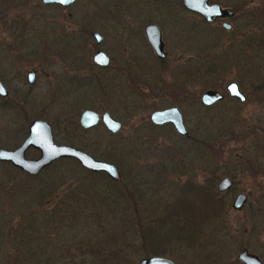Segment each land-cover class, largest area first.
I'll return each mask as SVG.
<instances>
[{
	"label": "rangeland",
	"instance_id": "rangeland-1",
	"mask_svg": "<svg viewBox=\"0 0 264 264\" xmlns=\"http://www.w3.org/2000/svg\"><path fill=\"white\" fill-rule=\"evenodd\" d=\"M164 1L76 0L62 9L39 0H0V77L11 99L24 107L29 120H47L55 142L109 161L120 174L117 182H106L57 162L29 177L0 164V264H135L144 257L139 255V223L151 227L147 240L154 249L147 256L177 264H240L235 257L245 247L264 261V16L240 14L229 31L214 22L181 37H196L199 68L178 104L188 132L182 138L168 124L149 125L147 108L173 102L168 83L183 70L175 65L164 73L147 56L135 61L124 41V26L129 19L137 22L134 11L142 9L145 22H159L168 39L179 42L176 35L191 28L190 19L176 1ZM17 17L24 23L13 27ZM12 18L8 27L5 22ZM64 26L74 30V38L82 28L102 34L100 47L108 50L111 64L100 69L90 63L96 48L91 38L65 40ZM68 41L73 44L66 46ZM180 46L175 55L189 53L183 41ZM213 51L219 64L211 72L205 62ZM29 69L36 72L31 86L24 81ZM221 80L236 82L245 101L225 96L201 106L200 93ZM217 88L223 91V85ZM83 108L107 110L123 126L113 136L101 126L80 135L72 123ZM8 115L0 107V138L7 148L17 145L26 130L22 118L15 136ZM247 162L256 175H249ZM65 170L67 183L62 182ZM225 174L234 185L226 194L217 192L228 202L223 212L213 219L196 216L208 210H191L189 201L196 200L182 188L193 183L214 191ZM237 192L247 195L240 211L229 206ZM177 221L187 224V235L180 238L172 225Z\"/></svg>",
	"mask_w": 264,
	"mask_h": 264
},
{
	"label": "flooded vegetation",
	"instance_id": "flooded-vegetation-1",
	"mask_svg": "<svg viewBox=\"0 0 264 264\" xmlns=\"http://www.w3.org/2000/svg\"><path fill=\"white\" fill-rule=\"evenodd\" d=\"M40 1V0H39ZM76 1V0H75ZM75 1H73L70 5H68V6H65V7H62V6H60V5H58V4H53V3H51V4H43L41 1H40V3L42 4V5H44V6H53V7H57V8H62V9H65V8H68L69 6H71ZM174 1H176V4L180 7V9H179V11H180V13L181 12H184V13H187L188 14V17H189V19H190V24H191V28L189 29V30H187V31H183V33L182 34H180V35H176V37L179 39V42L177 43H175L174 41H175V37H172V38H174V39H172V41L171 40H169L168 39V33H167V36H166V33H165V31H164V29L161 27V25L159 24V22H158V24L157 23H155V22H151V21H144L145 19H144V17L141 15V12H138V11H141L142 9H137V10H135L134 11V13H136V19L138 20L137 22L135 21V23H133L134 21L132 20L131 21V19H129V21H127V26H124V28H125V31H126V39L124 40L126 43H127V45L129 46V49H130V56H131V58H133L135 61L136 60H144V57L145 56H147L148 58H151V60L154 62V63H157L159 66H161L163 69H162V71L165 73L166 71H169L171 68L170 67H172V66H177L178 68H179V70H177V71H179V72H181V70H183L182 71V75H178V78H176L173 82H169L168 83V86L170 87L169 88V98H171V101H173L170 105H168V106H166V107H163V108H158V107H156V106H148V108H147V110H148V115H147V119H148V122H149V125H151V126H154V127H162V126H164V125H166V124H168V125H170L171 126V128L174 130V132H175V134L178 136V137H182V138H186L187 136H188V132H187V129H186V127H185V124H184V120H183V116H182V114H181V111H180V109H179V107H178V104L180 103V101H181V99H182V97L183 96H188V94H187V91H186V89H187V82H188V79H191L190 81H189V83L191 82V85H193L194 84V81H195V79H194V77L195 76H197V72H198V66H197V59H198V42H197V40H196V37L195 36H190V38H183V39H181V37H184V36H187V34H189L191 31H193V30H196L197 29V26L199 25L200 27H202L203 25H209V24H212V23H214V22H219L220 23V27L222 28V29H224L225 31H229L230 29H231V20L233 19V18H235L237 15H244V16H247V15H251V16H253V15H260V16H264V0H225V4H222V3H220L218 0H207V4H209V5H212V4H215V5H218L220 8H225V10H227L228 12L225 14V17H215V18H213V19H210V20H207V19H205L200 13H198L197 11H195V10H191V9H188V8H186L184 5H183V3H182V0H174ZM154 2L155 3H158V4H160V3H166L164 0H154ZM37 5V4H36ZM35 7V6H34ZM140 16V17H139ZM179 16H182L181 14L179 15ZM16 17V16H15ZM134 18V15H132L131 16V18ZM13 20H14V18H12V19H9L8 21H6L5 22V24H9L8 25V27L10 26V24L12 23L13 24ZM5 21V20H4ZM24 20L22 19V18H19L18 19V17L14 20V23L16 22V25H14L13 24V27H18V24H17V22L19 23V24H22V23H24L23 22ZM139 21H143V23H140L139 24ZM119 22H121V20L119 19ZM198 23V24H197ZM155 25L156 26V28H157V30H158V33H159V40H160V49H161V53H160V55L159 54H157L156 52H155V50H154V48L152 47V45L150 44V42H149V40H148V38H147V35H146V33H145V30H144V28H145V26L146 25ZM224 24H225V26H224ZM12 26V25H11ZM119 26H122V25H116L115 26V28L117 27H119ZM114 28V29H115ZM61 30V29H60ZM64 31H65V33L63 34V37H64V39L66 40L69 36H71V37H73V40H77V41H79V36L81 35L82 36V38H83V41L85 40V35L87 34L88 36H89V38H91V40H92V43L94 44V48H95V50L93 51V53L91 54V62L90 63H92L94 66H96V67H98V68H100V69H106L110 64H111V59H110V55H109V53H108V50H106V49H101V47H100V45H101V43L103 42V35L102 34H100L97 30H85L84 28H82V29H80L79 31H78V33H79V35L78 34H76V38H74L75 37V33H74V30H69V32H71V35H69L68 33V31H66L65 30V26H64ZM93 32H95V33H97V36L99 37V39L98 40H96V36H94L93 35ZM179 32H182V31H179ZM194 32V31H193ZM77 33V32H76ZM125 33V32H124ZM185 40V41H184ZM182 41H183V43H184V45H185V47H184V49L185 50H189V53H187V54H183V53H178L177 55H175L176 54V51H179L178 49H177V47H181L180 45H181V43H182ZM66 42V41H65ZM73 41H68L67 43H66V46L69 44V45H72L73 43H72ZM226 47V46H225ZM68 48V47H67ZM75 48V47H74ZM177 49V50H176ZM97 51H101V52H103L106 56H107V58H108V61H107V63L105 64V65H102V64H97V63H95L94 61H93V59H92V57H93V55L97 52ZM82 54H83V51L81 50L80 51V53H79V57H81V59H84L83 58V56H82ZM146 54V55H145ZM214 54V51L213 52H211L208 56H209V58H208V60H206V64L208 65V70L209 71H213V70H215V68H217V65L219 64L217 61H216V56L215 55H213ZM225 55H226V52H225ZM226 57V56H225ZM215 61H216V64H215ZM177 74H179L178 72H177ZM179 76H183V78L181 79ZM188 76H191L190 78L188 77ZM17 77V79H20V76H16ZM35 79H36V72H35V70L34 69H29V70H26V72H25V75H24V81H25V83L28 85V86H31V85H33L34 84V82H35ZM180 80H183L184 81V83L183 84H181V81ZM234 83L235 84V86L237 87V89H238V86H237V83L236 82H234V81H232V80H230V81H227L226 83H222V80H221V82H218L217 84H216V88H207V89H212V90H216V91H218L219 92V94H220V97L219 98H217L215 101H212L211 103H209V104H203L201 101H200V97H201V94L203 93V91L200 93V95H199V103H200V105L201 106H203V107H209V106H212L213 104H216V103H219L220 101H222L224 98H225V96L226 97H228L229 99H232V100H236V101H239V102H244L245 101V99H246V96L239 90V92H241V94L243 95V99H239V98H237L236 96H231V95H229V93H228V91H227V89H226V85L228 84V83ZM0 84H1V86L4 88V90H5V94L4 95H0V107L2 108V110H4L5 112H6V114H9L8 115V117H6V118H8L9 120H12V122H13V124H14V127L17 129H15V136H17L16 135V132L17 131H19V128H20V122H21V119L23 118V120H24V122H26V130H25V134H24V136H23V139L25 138V136H26V134H27V127H28V125H29V123L32 121V120H34V119H38V120H43V121H45V122H47V124L49 125V134L51 135V139H52V141L54 142V143H56V144H62V143H57V142H55L54 140H53V138H55L56 136L54 135V134H52V132H51V127H50V123L47 121V120H45V119H42V118H32V119H28V117H26V110L24 109V107L20 104V103H18L16 100H13V99H11V97H10V94H9V91H10V89H9V87H8V85H7V83H6V81L5 80H3V78L2 77H0ZM167 84H166V81H163L162 80V87H160V88H163V89H165V86H166ZM223 85V91H221L220 89H218L217 87H221ZM182 86H184L185 87V91L184 92H182ZM174 87H175V89H174ZM149 88H151V87H149ZM207 89H205V90H207ZM204 90V91H205ZM149 91H154V89L153 90H149ZM175 91V92H174ZM158 94H160V93H158ZM149 96V95H148ZM147 96V97H148ZM166 96V95H165ZM196 96V95H195ZM159 97V96H158ZM150 98V97H149ZM152 98V97H151ZM195 99V98H194ZM196 103L197 102H195V104L194 105H196ZM72 105V104H71ZM172 106H175V107H177V109H178V111H179V115H180V118H181V122H182V124H183V126H184V128H185V130H186V132L185 133H179V132H177L176 130H175V128H174V126L172 125V123H170V122H163V123H155V122H153L151 119H150V113L152 112V111H160V110H163V109H166V108H170V107H172ZM85 109H89V110H91V111H93V112H95V113H97V114H101L102 112H107V113H109L107 110H101V109H99V108H83L82 110H80L79 112H78V116H77V121L75 120V118H74V120H73V123H72V126H73V128L76 130V131H78V133H80V135H83V134H85L88 130H91V129H93V128H96L97 126H101L103 129H104V131L106 132V133H108L110 136H113V135H115V134H117L118 132H119V130L122 128V122L119 120V119H117V118H115V117H113L110 113H109V115L111 116V117H113L114 119H116V120H118L120 123H121V127H120V129L119 130H117L116 132H111V131H109L108 129H106V127L103 125V123L99 120V121H97L94 125H91V126H89V127H82L80 124H79V121H78V119H79V116H80V113H81V111H83V110H85ZM21 113V115L22 116H19V114ZM3 116H4V113L2 114ZM5 118V117H4ZM20 133V132H19ZM4 137V136H3ZM8 138H10V136H7ZM19 137V136H18ZM23 139L17 144V145H15V146H13V147H5V145L3 144L4 142V139H1L0 138V149H3V150H13V149H15L16 147H18L20 144H21V142L23 141ZM67 139H69V138H67ZM66 139V140H67ZM5 142H8V141H5ZM71 144H73L72 142H70ZM63 145H68V144H63ZM4 146V147H3ZM69 146H71V145H69ZM74 147V146H73ZM80 150H82V149H80ZM83 151V150H82ZM27 153L28 154H30V156H27ZM86 153V152H85ZM38 156V150L37 149H35V148H33V147H28V148H26L25 149V151H24V157L25 158H27V159H33V158H36ZM92 157V156H91ZM64 158V157H63ZM94 158V157H93ZM57 159H62V158H57ZM57 159H55V160H57ZM96 159H99V158H96ZM55 160H53L52 162H54ZM102 160V159H101ZM52 162H50L47 166H45V167H43L37 174H34V175H30V174H27L26 172H24L23 170H21V169H19V168H17V167H15V166H13L10 162H8V161H4V160H0V164H3V165H5V166H8V167H10V169H9V172H11V171H18V172H21V173H23V174H25L26 176H29V177H32V176H36V175H38L39 173H41L43 170H45V169H47V167L52 163ZM109 162V161H108ZM111 163V162H110ZM113 164V163H112ZM114 165V164H113ZM115 166V165H114ZM246 166L248 167L247 169H249L250 170V172H249V175L250 176H253V175H256V173H254V170H253V168L254 167H252V166H254V165H250L249 164V162H247V164H246ZM116 167V166H115ZM85 169V168H84ZM117 169V168H116ZM254 169H256V168H254ZM87 170V169H86ZM8 171V170H7ZM87 171H89V172H92V171H90V170H87ZM117 171H118V169H117ZM66 170L64 171V173H65V175H62L64 178L62 179V182L64 181V180H66L67 178H68V175H66ZM92 173H97V172H92ZM100 173H103V172H100ZM118 173H119V171H118ZM257 173H259V172H257ZM106 175V174H105ZM107 176V175H106ZM226 178H228L229 179V181H230V185L227 187V188H225V191H222V192H225V194L227 193V192H230L232 189H233V185H234V181H233V179L231 178V176L230 175H227V174H225L224 175ZM119 177H120V174H119V176L116 178V179H112V178H110V179H112L113 181H117L118 179H119ZM221 177H223V176H221ZM220 177V178H221ZM220 178H218V180L220 179ZM217 180V181H218ZM217 181H216V183H217ZM63 183H67L66 181L65 182H63ZM216 183H215V185H216ZM188 185H189V183H187ZM186 184V185H187ZM213 184V183H212ZM65 186H68V185H65ZM52 189V186L51 187H49V189ZM67 188L68 187H64L63 188V191L65 192L66 190H67ZM185 190H189V189H185ZM216 190V189H215ZM49 192H52L51 190L49 191ZM216 192H218L217 190H216ZM45 194H47V193H45ZM237 194H244L245 195V199H244V201L242 202V204H241V206L239 207V209H234L233 207H232V203H233V201H234V199H235V197H236V195ZM53 199H54V194H53ZM226 202H225V205H226V203H228L227 202V200H225ZM246 201H247V195L245 194V193H243V192H237L236 194H234V196H233V198H232V200H231V202H230V208L232 209V210H234V211H240L242 208H243V206L245 205V203H246ZM243 249H245L248 253H250V254H253L255 257H257V259H259V261L261 262V264H264V261L263 260H261V258L256 254V253H253V252H251V251H249L247 248H245V247H242L238 252H237V254H236V257H235V259H236V261L238 262V263H240V264H244L241 260H239L238 258H237V255H238V253L240 252V251H242Z\"/></svg>",
	"mask_w": 264,
	"mask_h": 264
},
{
	"label": "water",
	"instance_id": "water-1",
	"mask_svg": "<svg viewBox=\"0 0 264 264\" xmlns=\"http://www.w3.org/2000/svg\"><path fill=\"white\" fill-rule=\"evenodd\" d=\"M40 1L43 4L53 3L65 7L70 5L75 0H63V2L62 0ZM182 3L186 8L197 11L207 20L220 16L225 17V14L228 12L227 10H225V8H220L218 5L207 4V0H182ZM144 30L155 52L160 55L161 47L159 33L156 26L151 24L146 25ZM93 35L96 36V40L99 39L97 33L93 32ZM92 59L95 63L102 65H105L108 61L107 56L101 51H97L93 55ZM233 86L235 87V92L233 91ZM226 89L229 95L236 96L239 99H243V95L241 94V92H239L234 83H228L226 85ZM4 94L5 90L0 84V95ZM219 97L220 94L218 91L207 89L201 94L200 101L203 104H209ZM150 119L155 123L170 122L177 132H186L181 122L179 111L175 106L160 111H152L150 113ZM99 120L103 123L106 129L111 132H116L121 127V123L111 117L109 113L105 111L101 114H97L89 109H85L81 111L78 119L79 124L82 127H89L91 125H94ZM29 146L38 150V156L36 158L27 159L24 157V151ZM63 157L75 160L81 167L92 172H103L112 179H116L119 176L116 167L112 163L105 160L93 158L79 148L54 143L51 139V135L49 134V125L43 120L34 119L29 123L27 127V134L18 147L13 150L0 149V160L8 161L13 166L23 170L30 175L37 174L43 167L47 166L53 160ZM229 185V179L223 176L217 181L215 188L217 191L222 192L225 191V188H227ZM244 199V194H237L232 203V207L234 209H239ZM237 258L244 264H261L257 257H255L253 254L248 253L245 249L238 253ZM135 264L177 263L163 256L150 255L141 257Z\"/></svg>",
	"mask_w": 264,
	"mask_h": 264
},
{
	"label": "trees",
	"instance_id": "trees-1",
	"mask_svg": "<svg viewBox=\"0 0 264 264\" xmlns=\"http://www.w3.org/2000/svg\"><path fill=\"white\" fill-rule=\"evenodd\" d=\"M57 162H62L64 163L65 167H67L68 169H75L79 172H84L86 173L87 175H94V176H97V175H100L102 176L106 182H115L113 181L112 179H110L108 176H106L104 173H100V172H97V173H92V172H89L87 171L86 169H84L83 167H81L75 160L71 159V158H62V159H57L55 160L54 162H52L49 166H51L52 164L54 163H57ZM70 164L73 168H70ZM48 166V167H49ZM47 167V168H48ZM118 181V180H117ZM116 181V182H117ZM126 187V186H125ZM189 189L187 191H189L191 193V196L193 197V201L196 202L195 203H192L191 201H189L191 203V210H194L196 212V209L199 210V209H206L208 210L207 211V214L205 215H201V214H198L196 216L198 217H202V219H204L205 217H211V219H213L214 217L218 216L220 213L223 212V207L225 206V202L223 201L222 202V197L217 194V192L214 190V191H210L209 188H207L206 186H202V185H198V184H193V183H189V185H185V187H183L182 189ZM185 190V189H184ZM202 200H204V203H202ZM142 223H139V232H140V236L142 238V242H141V246H140V249L142 250V254H139L141 256H147L148 253H146V251L150 250V249H154L152 247V245L148 242L147 240V237H148V233L151 231V227L146 225L145 227L141 228L142 227ZM173 226H175V229H176V236L178 238H180L181 235H187L185 232H184V229L187 227V224L183 221H180V222H173L172 224ZM194 226V225H192ZM144 252V253H143Z\"/></svg>",
	"mask_w": 264,
	"mask_h": 264
},
{
	"label": "snow or ice",
	"instance_id": "snow-or-ice-1",
	"mask_svg": "<svg viewBox=\"0 0 264 264\" xmlns=\"http://www.w3.org/2000/svg\"><path fill=\"white\" fill-rule=\"evenodd\" d=\"M62 2H63V0H62ZM233 91L235 92V87L233 86ZM238 94V93H237Z\"/></svg>",
	"mask_w": 264,
	"mask_h": 264
}]
</instances>
